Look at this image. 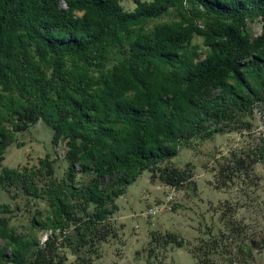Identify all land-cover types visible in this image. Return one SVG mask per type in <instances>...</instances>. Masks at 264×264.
Here are the masks:
<instances>
[{
  "label": "trees",
  "instance_id": "obj_1",
  "mask_svg": "<svg viewBox=\"0 0 264 264\" xmlns=\"http://www.w3.org/2000/svg\"><path fill=\"white\" fill-rule=\"evenodd\" d=\"M133 1L128 10L121 0H0V165L16 133L41 119L53 143L65 140L66 176L73 180L76 167L93 172L83 186L56 182L45 155L38 169L49 180L37 188L31 169L2 167V188L19 182L48 200L32 226L49 233H18L0 217V264H62L70 225L91 250L92 237L111 234L114 198L141 172L174 157L187 134L226 119L224 104L254 111L240 90L261 99L264 0ZM172 8L176 19L148 27ZM255 19L262 30L253 35ZM195 32L207 46L201 58ZM10 210L0 202V212Z\"/></svg>",
  "mask_w": 264,
  "mask_h": 264
},
{
  "label": "rangeland",
  "instance_id": "obj_2",
  "mask_svg": "<svg viewBox=\"0 0 264 264\" xmlns=\"http://www.w3.org/2000/svg\"><path fill=\"white\" fill-rule=\"evenodd\" d=\"M121 4L128 10L134 7L133 0H121ZM176 17L172 8L152 19L148 27ZM204 19L199 18L202 24ZM248 28L256 35L262 23L252 20ZM192 43L198 45L196 57L201 58L207 48L202 36L195 32ZM249 83L258 88L254 79L249 78ZM257 92L261 99L240 90L264 116V93ZM223 106L226 119L215 118L187 134L174 157L141 172L126 192L114 198L116 209L105 227L111 234L105 240L92 237L90 250L89 244L78 246L72 225L61 232H68L72 241V247L64 248L62 264H80L79 257L86 264H264V118L251 107ZM214 126L221 130L214 131ZM66 149L65 140L52 142L51 127L39 119L16 133L0 169L25 166L32 170L35 186L44 188L49 177L38 169V159L48 155L53 180L83 186L93 172L76 167V177H67ZM0 202L11 209L1 211L0 217H8L9 226L18 233H33L41 240L49 233L39 224L32 226L34 218L39 221L48 214L43 195H29L16 182L0 186ZM154 204L163 207L147 214Z\"/></svg>",
  "mask_w": 264,
  "mask_h": 264
},
{
  "label": "built area",
  "instance_id": "obj_3",
  "mask_svg": "<svg viewBox=\"0 0 264 264\" xmlns=\"http://www.w3.org/2000/svg\"><path fill=\"white\" fill-rule=\"evenodd\" d=\"M254 112H255L256 114H258L259 116H261L260 112L257 111L256 109H254ZM261 117L264 118V116H261ZM171 197H172V196H170V198H171ZM162 207H163V204H154V205H152L151 207L148 208V210H147L146 213H147V214H154L155 212H158L159 210H161Z\"/></svg>",
  "mask_w": 264,
  "mask_h": 264
}]
</instances>
